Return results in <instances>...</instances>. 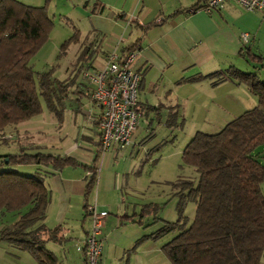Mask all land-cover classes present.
I'll list each match as a JSON object with an SVG mask.
<instances>
[{
    "label": "trees",
    "instance_id": "1",
    "mask_svg": "<svg viewBox=\"0 0 264 264\" xmlns=\"http://www.w3.org/2000/svg\"><path fill=\"white\" fill-rule=\"evenodd\" d=\"M202 5L193 10L201 9ZM53 26L46 4L35 6L19 0H0V144H8L13 139L10 132L16 134L19 123L41 111L40 97L61 120L70 80L52 76L49 69L37 73L35 81L30 64ZM78 35L75 31L66 38L60 50ZM138 46L137 42L129 44L120 55L136 51ZM200 78H207L213 84L223 79L245 84L256 97L257 105L227 121L217 132L196 131L185 144L182 164L194 169L197 181L194 184L192 179L179 177L172 183L179 197L178 219L164 221L150 236L176 232L161 247L172 264H261L264 153L255 150L264 145V79L256 71H244L232 64L193 79ZM100 116L101 113L96 125ZM16 141L18 152L0 153V214H20L11 223L0 222V240L31 253L38 264H56L54 253L45 246L47 240L56 239L58 228H49L43 222L49 202L44 176L65 166L83 167L87 171V198L97 180L95 160L102 153L100 134L92 165L70 155L43 152L33 143L23 145L18 137ZM19 165L33 167L35 171L21 174L15 169ZM186 201L195 203L189 223L183 215ZM88 204L86 201L85 208ZM22 208L25 211L21 212Z\"/></svg>",
    "mask_w": 264,
    "mask_h": 264
},
{
    "label": "crops",
    "instance_id": "2",
    "mask_svg": "<svg viewBox=\"0 0 264 264\" xmlns=\"http://www.w3.org/2000/svg\"><path fill=\"white\" fill-rule=\"evenodd\" d=\"M19 1L35 6L46 4L47 11L54 7V10L61 11L59 17L62 15L66 24H72L79 35L84 32L86 37H92L90 43L95 42L97 48L94 50L93 44L92 48H87L88 54L93 52L90 60L85 65L80 63L73 67L81 73L84 70L94 72L100 69L109 53L120 55L123 48L137 42L139 46L133 68L140 72L141 80L136 113L144 115L146 119L156 115L164 119L184 118L187 115L184 109L186 103L199 99H204L200 106L201 116H218L220 109H225L227 104L229 107L235 106L233 112L239 115L245 107L238 102L239 97L231 92L241 87L240 84L228 79L213 84L207 78H193L224 69L231 64L238 67L235 61L247 64L249 61L264 60V14L245 10L233 0H228L222 8L211 12L192 10L206 0ZM243 32L248 33L247 40L241 38ZM93 89L94 84L84 77V81L76 83L72 98L76 104L83 106L82 97H88L87 94ZM249 97L247 94L244 96L251 101L249 104L255 106L256 100ZM88 99L92 110H89L86 118L90 127L84 125L88 132L85 138L92 140L90 135L93 133L97 150L99 129L96 119L102 109ZM170 127L173 126L170 124ZM22 129L25 131L22 137L26 139L23 145L33 143L35 147L42 148L30 140L31 135L27 134L25 126ZM136 129L137 126L130 143L123 148L124 154H131L136 145ZM10 133L12 138H19L18 131L16 134L12 131ZM64 146L59 152L46 149L41 151L66 154L84 164H93L96 154H93L92 147H78L68 143ZM118 149L121 148H110L100 153V156L106 160L113 159ZM112 170L113 164L109 165V162L103 169H98L92 199L91 193L87 198L85 196L87 171L81 166H65L44 176L49 189V202L43 222L49 228H58L56 239L47 240L45 246L54 253L56 264H84L83 252L77 247L83 245L90 226L89 215H85L86 201L89 204L96 202L108 212L100 235L101 264H156L160 260V255L156 254L159 248L156 250V246L141 248V240L146 239L145 230H141L139 235V228H130L141 225L142 220L135 218L136 207L129 209L123 198L117 196L120 181L118 173ZM110 193H117L114 201L109 199ZM123 229L125 231H120ZM0 264L38 262L31 253L18 250L0 240Z\"/></svg>",
    "mask_w": 264,
    "mask_h": 264
},
{
    "label": "rangeland",
    "instance_id": "3",
    "mask_svg": "<svg viewBox=\"0 0 264 264\" xmlns=\"http://www.w3.org/2000/svg\"><path fill=\"white\" fill-rule=\"evenodd\" d=\"M60 12L54 10V7L48 8V14L53 18L54 26L45 43L31 57L30 64L35 71V81L37 73L49 69H51L52 76L58 79L70 80L71 84L67 89L68 96L63 99L61 120L47 108L45 101L40 97L41 111L27 121L18 124V139L22 143L26 141L22 137L25 132L22 128L25 126L28 130L27 134L31 135L30 140L41 145L42 148H38L40 150L46 149L51 152L52 150L59 152L62 148H65L64 144L68 143L76 144L78 147H92L91 149L95 155L97 153L96 144L94 143L95 135L91 133L92 140L85 138L88 136V132L84 127H90L86 118L89 110H92L91 105H88L90 103L89 99L85 96L82 97L83 106H81L76 104V101L72 98V90L75 89L76 83L84 81L82 73L73 67L80 63L85 65L90 60L93 52L88 54L87 48H92V44L95 46V42L90 43V41H93L92 37H86L83 32L69 46L60 50L63 41L75 32L72 24H66L67 22L62 15L59 17ZM96 48L95 46L94 50ZM249 63L235 61L239 68L244 71H256L260 78L264 79V60L249 61ZM240 85L241 87H236L238 89L231 93H234L237 98L239 97L238 102L245 107L243 109L254 107V104H249L251 102L249 99L244 98L246 94L250 96L249 98H252L251 100H256L255 105H257L256 97L248 93L245 84ZM201 102H204V99L186 103L184 109L187 115L177 120L173 117L164 119L165 117L162 116V118L159 115H156V117L150 116L146 119L144 115L138 114L136 124L137 140L131 154H124L125 150L121 148L118 149V153L113 159L106 160L105 157L102 159L99 156L95 160L98 169L100 167L103 169L108 162L109 165L113 164L114 170L112 172L118 173L120 186L117 189L118 194L110 193L109 199L114 201L117 194L119 198H123L129 209L136 207L137 215L135 218L142 220V223L137 227L130 228H139V235H141V230H145L146 239L140 242L142 249L151 246H156V250L159 248L160 251H156V254L160 255V260L156 261V264H172L161 247L176 232L149 236L152 232L157 231L164 221L173 222L178 219L177 205L179 197L175 193L172 183L179 177L192 179L194 184L197 181L194 169L191 166L182 164L181 153L183 147L196 131L217 132L227 121L237 116L236 112H233L236 107H229L228 104L225 107L226 110L220 109L218 116H201ZM77 108H80V110L77 111ZM170 124L173 126L172 128ZM255 151L264 153V145L259 146ZM16 152H18L16 138H13L8 144H0V153L11 154ZM60 153H63V151ZM15 169L21 174H31L35 171L33 167H27L26 165H19ZM95 190L96 185L92 189L91 199L94 197ZM102 196L103 194L100 195L101 198ZM23 211H25V208L21 209V212ZM194 211L195 203L186 201L183 206V215L186 216L187 223L191 221ZM19 214L15 212L0 214V222L2 224L11 223L17 219ZM120 231H125V229ZM147 234H149V238H147ZM261 264H264V256L261 258Z\"/></svg>",
    "mask_w": 264,
    "mask_h": 264
},
{
    "label": "built area",
    "instance_id": "4",
    "mask_svg": "<svg viewBox=\"0 0 264 264\" xmlns=\"http://www.w3.org/2000/svg\"><path fill=\"white\" fill-rule=\"evenodd\" d=\"M228 0H206L202 8L206 12L223 7ZM243 9L258 11L264 14V0H233ZM193 10V9H192ZM194 11V10H193ZM247 40L248 33L241 34ZM136 51H128L123 55L114 52L106 56L105 64L98 70H85L83 76L94 84L89 98L102 109L98 121L100 148L102 152L110 148H124L130 143L136 128L138 87L141 74L133 68ZM90 226L83 245L78 246L84 255V264H100L102 241L100 238L104 219L107 215L105 207L92 202L87 206Z\"/></svg>",
    "mask_w": 264,
    "mask_h": 264
}]
</instances>
